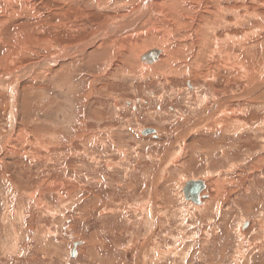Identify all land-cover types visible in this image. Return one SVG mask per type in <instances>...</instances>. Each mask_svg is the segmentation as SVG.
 Returning <instances> with one entry per match:
<instances>
[{
    "label": "rangeland",
    "instance_id": "1",
    "mask_svg": "<svg viewBox=\"0 0 264 264\" xmlns=\"http://www.w3.org/2000/svg\"><path fill=\"white\" fill-rule=\"evenodd\" d=\"M147 2L0 0V264H264V68H251L264 0H220L228 26L211 31V5L185 25L162 8L152 36ZM216 43L234 54L230 76L209 66ZM204 47L200 69L179 54ZM153 49L158 69L141 59ZM146 94L153 107L137 102ZM191 179L209 196L199 208L181 194Z\"/></svg>",
    "mask_w": 264,
    "mask_h": 264
},
{
    "label": "bare ground",
    "instance_id": "2",
    "mask_svg": "<svg viewBox=\"0 0 264 264\" xmlns=\"http://www.w3.org/2000/svg\"><path fill=\"white\" fill-rule=\"evenodd\" d=\"M135 1L136 0H134V3H135ZM195 1H199V3H200V6H199V8L197 7V6H195V5H193V2H195ZM147 7L146 8H144V10H143V13H142V19H144L145 21V23H146V25H147V27H146V31H148L149 32V34L152 36V35H159V33H160V29H155V27H154V23L152 22L154 19L153 18H150V15L152 14V13H154L155 12V14H161V9L162 8H164L165 9V11H164V14H165V18L166 19H168V15H176V18H179V19H182V21L183 22H180V23H185V24H187V21L188 22H190V20L192 19V18H188V16L190 15L191 17H194V15H196V11L198 12V13H200V16H206V11H204L206 8H204L205 6H207V5H211L212 7H213V12H214V15H207V17L208 18H212V17H216V15H217V13H218V11H219V5H220V0H148V2H147ZM26 9V8H25ZM29 10V9H28ZM196 10V11H195ZM29 12V11H28ZM223 12H225L224 13V15L226 14V11H223ZM221 14H222V12H221ZM256 16H257V14L256 13H254ZM176 18H170V21L171 20H173V21H177V20H174V19H176ZM234 18L236 19L237 18V15L235 14L234 15ZM239 18H241V17H239ZM238 18V19H239ZM225 19V18H224ZM224 19H223V16H222V18L221 17H216V18H214V19H212V20H210V21H207V20H201L203 23H204V25H205V27L207 28V30L208 31H211V29H213L214 27H217V26H219V28H221L222 27V25L224 26V27H226V26H228L227 24H226V22H224ZM169 20V19H168ZM237 20V19H236ZM241 20L242 21H244V19L243 18H241ZM173 21H171L172 22V26H174V22ZM192 23V22H191ZM122 24V23H121ZM184 24V25H185ZM194 24V23H193ZM135 25V23H132V24H130V23H128V25H126L125 27L127 28H129V30L133 27ZM178 25V24H177ZM183 25V26H184ZM196 25V24H195ZM235 25H236V23H235ZM120 26V25H119ZM171 26V27H172ZM202 25L198 22V27L196 28V30H193L192 29V34H193V36L196 38V37H199V36H202L204 33H205V31H204V29H203V27H201ZM110 27H112V26H110ZM113 27H115V26H113ZM116 27H117V25H116ZM115 27V28H116ZM118 28V27H117ZM192 28V27H191ZM227 31H229L228 29H227ZM112 32V31H111ZM117 32V31H116ZM125 32V31H124ZM108 33V32H107ZM128 33V32H127ZM121 34V33H120ZM224 34H229L228 32H226V33H224ZM223 34V35H224ZM116 35V34H115ZM222 35V36H223ZM114 36V35H113ZM128 36H131V35H128ZM221 36V37H222ZM119 37H120V35H119ZM119 37H118V40H119ZM217 37H219V36H217ZM115 38V37H114ZM228 37L226 36V40H228L227 39ZM219 39H217V41H218ZM227 42V41H226ZM110 43V42H109ZM109 43H106V44H109ZM146 43H147V41H145V39H143V38H141L139 41H136L132 46H131V48L133 49V51L135 52V53H137V55H138V53L140 52V51H142V50H144V45H146ZM178 44L182 47V46H184V45H186V38H185V36H182V40L180 41V42H178ZM202 44V41L201 40H197V44H196V47H199V45H201ZM258 44L259 43H257L256 45H255V47L254 48H257V46H258ZM190 47H193V45H189ZM110 47V46H109ZM151 47V46H150ZM78 49V48H77ZM206 49V47H204V49L203 50H199L198 52H197V60H190L189 58V55H187L186 53H179L180 54V56L181 55H183L184 57H186L188 60H186V62L188 61V63L191 65V67H195V68H197V69H200V68H203L204 67V65L206 64V62L204 63V62H201L200 61V59L202 58V54L204 53V50ZM216 49H217V51H216V55H217V58H220L218 61L217 60H214L213 62L211 61V62H209V66L211 67V68H214V70H217V71H224L225 72V70H226V72L229 74V76L230 75H232L233 73L231 72V68H233L234 67V62H232V64L231 63H229V61L230 60H233V57H234V54L232 53V50H228L226 47H225V45H223L222 43L221 44H218V43H216ZM154 50V49H153ZM248 50H249V48H245V51L244 52H246V55H245V63H246V67H251V63H250V61H248V58H247V55L249 54V52H248ZM150 51V50H149ZM261 54H260V56H261V61H260V63L262 62V65L263 66H261L260 67V63L258 62V65H253L251 68L252 69H257L255 72H257V71H261V68L263 67L264 68V41H263V45H262V47H261ZM146 54V53H145ZM145 54H143V56L145 55ZM157 53H155V54H149L148 56H147V59H143V56H141V59L142 60H144L145 62H143V64H144V66H151L150 67V69L152 68V69H158L159 67L156 65H154L155 63H156V61H154V60H152V58H154V57H156L157 55H156ZM96 55H97V53H96ZM97 57V56H96ZM138 58V57H137ZM132 59V58H131ZM241 58H239V62H237V65H239L240 63H244V61L242 62V60H240ZM90 61V60H89ZM131 61V60H130ZM228 62L230 65H231V68H230V70L228 71L227 69H225L223 66H225L224 65V62ZM58 62V61H57ZM48 63H51V62H48ZM47 63V64H48ZM158 63V62H157ZM223 63V66L221 65ZM187 64V63H186ZM189 64H188V66H189ZM226 64V63H225ZM242 65H244V64H242ZM184 66H186V65H184ZM228 66V65H227ZM241 66V65H240ZM245 66V65H244ZM128 67H130V65L128 66ZM132 68V67H131ZM130 68V70H134V68L133 69H131ZM215 68H219V69H222V70H219V69H215ZM227 68V67H226ZM240 68V67H239ZM245 69V68H244ZM135 71V70H134ZM209 72H212V70L211 71H209ZM132 73V72H131ZM218 73V72H217ZM260 74H262L263 75V80H264V72H262V73H260ZM132 75V74H131ZM135 75V74H134ZM136 76V75H135ZM216 77V76H215ZM209 77H207L206 79H208ZM209 79H212V78H209ZM217 82V81H216ZM260 83H262V82H260ZM255 85V84H254ZM210 86V85H209ZM228 86H230V85H228ZM210 88V87H209ZM252 88V87H251ZM250 88V89H251ZM255 89V88H254ZM211 90H212V88H211ZM213 92V91H212ZM247 94V93H246ZM212 95V94H211ZM223 102V100H222V97H221V100H216V104L217 105H219V104H221ZM235 117H232V119H234ZM229 119V118H228ZM231 119V118H230ZM229 119V120H230ZM222 123H225L226 121H225V119H223L222 121H221ZM12 136H13V134H12ZM20 137V136H19ZM10 138V137H9ZM17 139V138H16ZM20 139V138H19ZM0 151H1V149H0ZM45 235V234H44Z\"/></svg>",
    "mask_w": 264,
    "mask_h": 264
},
{
    "label": "crops",
    "instance_id": "3",
    "mask_svg": "<svg viewBox=\"0 0 264 264\" xmlns=\"http://www.w3.org/2000/svg\"><path fill=\"white\" fill-rule=\"evenodd\" d=\"M144 129H146V128H144ZM144 129L141 131V134H143V131H144ZM155 132H156V130H155ZM148 137H152L154 140H155V136L153 135H149ZM158 142H160V140H158V139H156ZM155 140V141H156ZM171 142V141H170ZM170 142L168 143V145L170 146V157L169 158H171L173 155H177V151H179L180 152V154H182L183 156H180V159H179V162L180 161H184V160H186L187 158H186V149L185 148H183V147H181L182 145H181V141H179V143H178V146H175V147H172L171 146V144H170ZM159 144V143H158ZM176 148H178L177 150H176ZM173 153V155L171 156V154ZM188 155V154H187ZM168 156V155H167ZM156 157H159V156H155V157H153L152 159H154V158H156ZM168 158V159H169ZM168 159H167V157L165 158H161V160H159L160 161V163H161V161L163 162L162 163V166H161V169H162V174L165 172V167H164V165L163 164H165V162L167 161L168 162ZM204 161L205 162H207V165L209 164V160H207L206 158L204 159ZM209 161V162H208ZM178 162V163H179ZM212 163V162H211ZM174 164H172V166H173ZM174 167V166H173ZM161 178V175L160 176H158V180L160 181V178ZM193 179H200V180H203L204 182H207L206 180H205V177H199V178H193ZM192 180V179H191ZM157 183H159V182H157ZM208 183V182H207ZM160 184V183H159ZM186 184V183H185ZM233 184V183H232ZM215 186H217V188L219 187L218 186V184H215ZM229 186V185H228ZM60 187H61V185H60ZM183 188H184V186L182 187V190H183ZM217 188L215 189L214 188V190H215V192L213 193L214 194V196L216 197V199L217 200H220V199H222L223 200V198L221 197V196H219V194H217L216 193V190H217ZM225 189V192L227 191L226 190V188H224ZM213 190V191H214ZM182 194V197H183V193H181ZM166 195V194H165ZM229 195V194H228ZM208 197L209 196H205V195H203L202 196V198H204V199H208ZM215 197H213L212 198V200L213 199H215ZM226 198H227V196H225ZM202 198H200V199H202ZM184 199V198H183ZM156 200V199H155ZM155 200H154V202H155ZM186 201V200H185ZM224 201H226L225 199L223 200V202ZM189 204H192V206H194V207H196V208H199L200 206H201V204H202V202H200V203H193V202H188ZM229 203V202H228ZM153 209H154V206H153ZM153 209H150V210H153ZM153 214H155L154 215V217H156V218H154V221H156V222H158V218L159 217H157V211L156 210H154L153 211ZM245 220H243V222H244Z\"/></svg>",
    "mask_w": 264,
    "mask_h": 264
},
{
    "label": "water",
    "instance_id": "4",
    "mask_svg": "<svg viewBox=\"0 0 264 264\" xmlns=\"http://www.w3.org/2000/svg\"><path fill=\"white\" fill-rule=\"evenodd\" d=\"M157 53V57L158 58V55L160 54V51H156V50H150L148 52H146V54L143 56V59H147V56L149 54H155ZM155 132L153 129H146L143 134H148V133H153ZM204 185L203 183H201L200 181L198 180H189L186 182L183 190H182V193H183V196H184V200H187V201H190V202H193V203H196L198 201V198H199V193L200 191L203 189ZM75 247V245H74ZM75 253L72 254V257L74 258L75 256Z\"/></svg>",
    "mask_w": 264,
    "mask_h": 264
},
{
    "label": "flooded vegetation",
    "instance_id": "5",
    "mask_svg": "<svg viewBox=\"0 0 264 264\" xmlns=\"http://www.w3.org/2000/svg\"><path fill=\"white\" fill-rule=\"evenodd\" d=\"M153 95L151 94L150 96H149V94L147 95H142V96H140V98H138L137 99V102H139L140 104H145V106L146 107H153ZM141 99V100H140ZM130 108H132V109H136V107H133V106H130ZM151 108H149L148 110H150ZM148 113V112H147ZM149 114V113H148ZM148 118H149V115H148ZM146 129H153L154 131H155V129L153 128V127H146ZM146 129H144V131L146 130ZM143 131V132H144ZM155 135V132H153V133H148V134H146V135ZM200 193H201V191H200ZM198 194V195H200V197L202 198V196L204 195V194ZM64 232V231H63ZM62 232V233H63ZM68 234L69 233H67L66 231L64 232V235H65V237H66V239H69L68 238ZM71 242H72V244H71V251H70V253H69V256H70V260H73L75 257H76V253H77V248H79V246H82V244H80L81 243V240L80 239H76V238H73L72 240H71ZM74 245H75V247H74ZM73 246V247H72ZM73 253H75V257L73 258L72 257V254ZM65 264H69V263H65Z\"/></svg>",
    "mask_w": 264,
    "mask_h": 264
}]
</instances>
